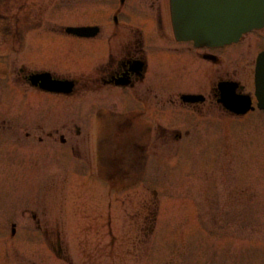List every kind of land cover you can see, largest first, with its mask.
Instances as JSON below:
<instances>
[{
	"label": "rangeland",
	"instance_id": "374dc122",
	"mask_svg": "<svg viewBox=\"0 0 264 264\" xmlns=\"http://www.w3.org/2000/svg\"><path fill=\"white\" fill-rule=\"evenodd\" d=\"M72 1L58 9L59 0H46L47 20L98 22L90 0ZM19 12L17 0H0V256L6 264H264V112L232 116L206 83L214 86L230 75L250 91L264 27L218 51L221 62L202 82L207 99L201 105L181 104L172 90L166 102L174 116L152 113L179 129L182 140H157L146 155L140 152L143 158H135L133 169L118 167L123 176L113 178L93 163L92 114L98 107L120 110V103L104 90L94 92V104L86 100V72L68 59L79 50L75 46L70 56L60 50L67 40L58 39L62 46L56 48L50 44L58 54L24 55L28 41L22 47L2 38L18 27L12 17ZM32 69L74 77L77 86L71 95L43 92L23 79ZM195 80L184 76L180 90L195 89ZM194 109L202 116H194ZM147 124L141 122L150 132ZM50 129L59 132L54 143L40 133ZM143 138L148 145L149 137Z\"/></svg>",
	"mask_w": 264,
	"mask_h": 264
},
{
	"label": "flooded vegetation",
	"instance_id": "af4514ba",
	"mask_svg": "<svg viewBox=\"0 0 264 264\" xmlns=\"http://www.w3.org/2000/svg\"><path fill=\"white\" fill-rule=\"evenodd\" d=\"M17 1L20 2V15L17 18L13 16L12 20H18L19 25L13 31L1 33L2 38L18 40L21 44L24 40L28 41L24 42V47L22 44L23 52L42 46L50 48L46 0H33L32 3L28 0ZM98 1L92 0L98 18L94 25L100 30L93 37L79 41L86 57L84 63L91 66L83 82L87 100L94 104V92L104 90L111 95L110 101L117 97L129 103V111L136 112L138 106L142 107L139 113L133 115L134 120L123 118L112 109L103 110L102 107L96 108L92 114L95 121L92 131L94 160L97 165L103 164L109 177L117 178L122 175L118 167L123 169L121 165L127 155L138 154H130L127 150L144 146L139 140L143 129L141 116L150 120L151 111L167 101L166 98L178 87L184 73L203 71L209 78V73L216 72L221 61L203 56V53L216 54L217 48H196L192 43H185L189 44L187 51L190 54L186 57L181 54L178 49L182 48L183 43L175 39L169 21V0H106L104 6H97ZM163 5H166V10H163ZM165 20H168L167 24ZM103 22L108 24V30L102 28ZM39 26L42 32L36 31ZM23 70L20 68L19 71ZM27 75L24 73L23 79L29 84ZM70 79L76 88V79ZM208 102L211 103V100L208 99ZM147 103L149 105L145 106ZM199 111L196 112L199 114ZM24 133L36 134L25 130ZM40 133L53 143L55 136H59L58 129L41 130ZM39 141H42L41 137Z\"/></svg>",
	"mask_w": 264,
	"mask_h": 264
},
{
	"label": "water",
	"instance_id": "95a60500",
	"mask_svg": "<svg viewBox=\"0 0 264 264\" xmlns=\"http://www.w3.org/2000/svg\"><path fill=\"white\" fill-rule=\"evenodd\" d=\"M240 2L242 5L237 8L239 4L234 1H228L227 6L224 4L225 0H180L182 5L177 9L180 34L185 38L189 37V35H194L202 39L203 36H207V33L202 29L199 32L198 29L201 26H203V29H206L204 24H207L208 32H211L208 37H213L212 44L215 42L219 43L220 40L223 42L237 38L235 34L253 27L263 21L264 18V0H240ZM207 7L209 9L211 7L218 8L214 18H204L202 11ZM232 13L234 17H232ZM201 33L203 35L199 37L198 35ZM257 91L260 104L264 106V80L258 81Z\"/></svg>",
	"mask_w": 264,
	"mask_h": 264
}]
</instances>
